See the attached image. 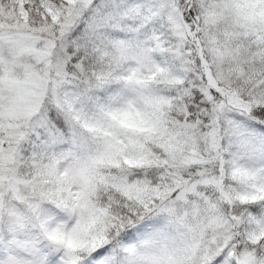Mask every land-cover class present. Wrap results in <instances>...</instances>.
I'll return each mask as SVG.
<instances>
[{"label":"snow or ice","instance_id":"1","mask_svg":"<svg viewBox=\"0 0 264 264\" xmlns=\"http://www.w3.org/2000/svg\"><path fill=\"white\" fill-rule=\"evenodd\" d=\"M0 264H264V0H0Z\"/></svg>","mask_w":264,"mask_h":264}]
</instances>
